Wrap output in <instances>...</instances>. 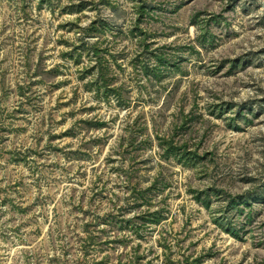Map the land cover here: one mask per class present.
<instances>
[{
    "label": "rangeland",
    "instance_id": "1",
    "mask_svg": "<svg viewBox=\"0 0 264 264\" xmlns=\"http://www.w3.org/2000/svg\"><path fill=\"white\" fill-rule=\"evenodd\" d=\"M0 264H264V0H0Z\"/></svg>",
    "mask_w": 264,
    "mask_h": 264
}]
</instances>
